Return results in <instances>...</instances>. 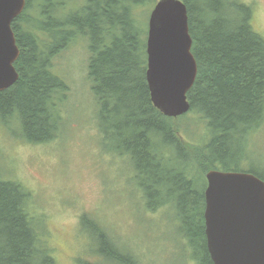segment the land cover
<instances>
[{
    "label": "trees",
    "instance_id": "16d2710c",
    "mask_svg": "<svg viewBox=\"0 0 264 264\" xmlns=\"http://www.w3.org/2000/svg\"><path fill=\"white\" fill-rule=\"evenodd\" d=\"M36 1L31 18L26 0L11 24L18 78L0 91V120H15L28 143L55 138L58 104L68 88L52 59L84 39L103 143L116 144L115 153L126 158L146 209L169 206L192 242L197 264H212L204 234L205 173L243 171L264 181L249 163H240L251 134L264 122V36L254 28L252 6L241 0H182L197 73L187 92L188 111L168 117L153 106L145 80L147 20L157 0H79L70 14L61 0ZM182 118L194 119L189 127L204 125L198 142L189 127L182 128ZM29 202L30 192L0 173V264H58ZM81 217L95 248L75 264H139L95 219Z\"/></svg>",
    "mask_w": 264,
    "mask_h": 264
},
{
    "label": "rangeland",
    "instance_id": "374dc122",
    "mask_svg": "<svg viewBox=\"0 0 264 264\" xmlns=\"http://www.w3.org/2000/svg\"><path fill=\"white\" fill-rule=\"evenodd\" d=\"M78 1L61 3H67L64 9L70 14L78 8ZM241 1L252 6L254 28L264 36V0ZM39 3L30 0L28 18ZM84 41L77 39L52 59L68 88L58 104L61 121L55 138L28 143L21 138L15 120H0L2 178L18 181L30 192L29 210L40 222V231L58 264L91 257L95 244L83 225V214L101 224L120 246L130 249L139 264H197L192 242L173 220L172 209H146L142 192L130 178L126 158L115 153L116 144L103 143L96 99L86 77ZM182 119L185 130L194 121ZM202 133V124L188 129L194 142ZM249 144L246 159L241 158L240 163H249L264 175V122L251 134Z\"/></svg>",
    "mask_w": 264,
    "mask_h": 264
},
{
    "label": "water",
    "instance_id": "95a60500",
    "mask_svg": "<svg viewBox=\"0 0 264 264\" xmlns=\"http://www.w3.org/2000/svg\"><path fill=\"white\" fill-rule=\"evenodd\" d=\"M26 0H0V91L18 78L19 48L11 24ZM182 0H157L147 20L145 80L150 100L168 117L189 109L197 64ZM204 234L212 264H264V181L250 172L205 173Z\"/></svg>",
    "mask_w": 264,
    "mask_h": 264
}]
</instances>
